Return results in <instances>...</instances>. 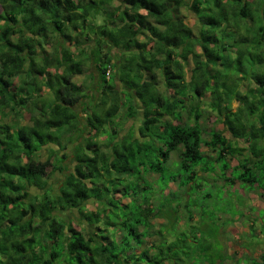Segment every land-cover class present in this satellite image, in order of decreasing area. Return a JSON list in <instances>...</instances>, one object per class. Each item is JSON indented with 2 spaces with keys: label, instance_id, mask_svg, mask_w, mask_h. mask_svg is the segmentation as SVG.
I'll return each mask as SVG.
<instances>
[{
  "label": "trees",
  "instance_id": "trees-1",
  "mask_svg": "<svg viewBox=\"0 0 264 264\" xmlns=\"http://www.w3.org/2000/svg\"><path fill=\"white\" fill-rule=\"evenodd\" d=\"M182 9L199 26L197 36ZM263 65L264 0H0V264L183 261L168 234L159 235L158 248L146 240L162 211H154L143 171L164 181L169 167L175 179L185 175L183 185L197 176L208 151L218 161L241 157L239 180L258 183L264 199ZM86 72L84 88L74 78ZM238 85L252 94L233 96ZM95 92L94 107L106 108V120L123 107L140 119L130 135L112 128L120 138L109 151L95 140L102 116L86 111ZM78 103L89 124L86 115L80 124ZM202 112L221 126L202 129ZM257 112V119L243 120ZM77 129L91 138L73 135ZM62 136L63 153L54 147L41 159L43 148ZM234 141L244 145L235 148ZM174 152L173 169L167 163ZM56 173L62 179L54 184ZM140 190L147 192L142 198ZM129 238L156 251L136 256Z\"/></svg>",
  "mask_w": 264,
  "mask_h": 264
},
{
  "label": "rangeland",
  "instance_id": "rangeland-1",
  "mask_svg": "<svg viewBox=\"0 0 264 264\" xmlns=\"http://www.w3.org/2000/svg\"><path fill=\"white\" fill-rule=\"evenodd\" d=\"M182 13L186 16V21L192 27L195 36H197L199 26L194 23L187 9H182ZM47 46L50 47L49 44H47ZM192 64L193 63L190 62L186 65L188 78L191 74L190 69L193 66ZM253 68H255V66H252L251 69ZM260 69L261 68L256 71L259 72ZM262 74H264V71ZM74 80L84 88L88 87L90 81L87 72L83 75H76ZM93 87L95 91L97 86L93 85ZM187 88H189V86H187ZM106 92L108 93V91ZM246 93H248L247 95H251L252 91L250 92L245 86L238 85V90L234 91L233 96ZM120 94L124 97L123 101L128 102L130 98L128 96L129 93L123 91ZM43 95L48 98V104L52 103L51 100L53 96L48 89L43 90ZM99 101L100 95L95 92L94 99L90 102L91 107L86 111L90 110L89 114L91 115L93 111L97 110L98 117L102 116V118H100L102 127L100 128V135L96 136V141L102 144L105 151H109L106 146L112 145L120 138H118V136L116 138V135H113L112 128L115 127V129L121 133V136L126 135V133L129 134L128 129H130L133 124L134 128L137 130L140 125V119L135 117L130 118V110L127 111V108L123 107L118 115L116 113L109 120H106V108L98 109L94 107ZM126 105L134 106V103H126ZM136 105L135 103V106ZM73 108L81 115L82 121L80 120V124L85 125L84 115H86V120L89 124L90 115H88L87 112H85L86 114L82 112L83 107L81 103L76 104ZM257 108L259 110L260 106L258 105ZM138 109L140 111V106L137 107V111ZM188 110L190 109L188 108ZM245 111H247V109ZM241 116L242 115H239V118ZM258 116H260L259 112L254 114V116H249V114L244 115L243 120L247 121L254 117L257 119ZM201 118L202 129L221 126L211 113H206V115L204 113L203 116L202 112ZM92 121L94 123V119ZM23 123L31 124V121L29 118H26ZM237 125L240 128L241 124L237 122ZM214 131L215 129H212L206 133H212ZM79 132L80 129H77V131L72 132V134H79ZM84 134L85 135L82 134L83 137L91 138L89 131H84ZM67 136H62L61 142H57L56 145L48 144L44 147L43 151L40 153V158L45 160L50 150L54 147L58 149L59 154H62L63 152L60 148L62 145H66ZM205 137L207 136L205 135ZM232 144L235 148L244 145L243 142L239 143L236 141L232 142ZM67 149L70 153L69 158L66 159V164H71L73 160V155L71 153L73 146L68 145ZM203 150L207 152L206 147H203ZM207 153H210V155L205 156L199 167H201L203 163L206 164L207 167L212 163L214 169L211 165L210 169L206 171L199 167V169L196 168V170H198L197 176L191 179L188 184H180L182 178L185 180L184 182H187L183 173L176 179L170 176L171 174L173 175L174 172L177 173V171H171L169 167H167L166 175L168 179L166 178L164 181L161 180L160 174L152 173L147 175L146 171H143L145 178L154 187V189L151 188L150 184V189L148 190V192L153 194L151 201L153 206H155L154 211L158 213L160 212L159 209H161L163 213L158 215L155 219L152 217L153 228L151 230H157V232L156 234H151L149 239L147 238L146 240L150 244L152 242L157 243L156 248H158V244L164 240H160L159 235L168 234L166 237L170 240L168 243L172 242L173 253L176 254V252H179V257L183 259V261H179L178 259L175 261L173 259L174 263L171 262L172 264H264V199L260 196L261 190H259V184L245 183L239 180V174L242 172L243 168L236 169L235 165L238 163L237 159L241 160V157L232 159L230 162H228L226 158H222L218 161L217 157L215 158V154H211V151ZM251 156L253 155L251 154ZM215 159L218 163L214 162ZM177 161H179V155L178 152H174L167 165L174 169L176 168L174 163ZM225 161L228 162L229 166V171L226 172L222 169V165ZM229 163L231 165H229ZM50 178L51 183H59L62 179V174L56 173L51 175ZM103 183H105V181ZM141 183L142 181L139 182V187H143ZM33 191L35 192V190ZM139 193L142 198L147 192L140 190ZM121 194V190H119L118 195ZM88 208L92 209L94 206L88 205ZM164 214L167 215L165 219L162 218ZM139 229L142 230L143 227H139ZM139 229L137 230L140 232ZM130 242V251H133L136 256H138L140 252V255H142L144 250L150 249V251H156V249L151 248V245L147 244L146 241L145 243H140L139 239L134 238V240L131 239ZM164 250L166 251L167 249L165 248ZM143 258L145 260V257Z\"/></svg>",
  "mask_w": 264,
  "mask_h": 264
},
{
  "label": "clouds",
  "instance_id": "clouds-1",
  "mask_svg": "<svg viewBox=\"0 0 264 264\" xmlns=\"http://www.w3.org/2000/svg\"><path fill=\"white\" fill-rule=\"evenodd\" d=\"M95 140H96V138H95Z\"/></svg>",
  "mask_w": 264,
  "mask_h": 264
}]
</instances>
